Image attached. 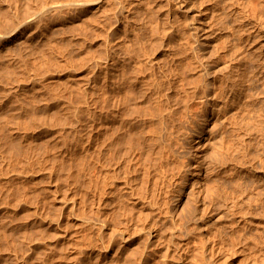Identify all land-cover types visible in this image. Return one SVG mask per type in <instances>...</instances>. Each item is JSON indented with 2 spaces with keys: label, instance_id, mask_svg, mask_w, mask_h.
<instances>
[{
  "label": "rangeland",
  "instance_id": "374dc122",
  "mask_svg": "<svg viewBox=\"0 0 264 264\" xmlns=\"http://www.w3.org/2000/svg\"><path fill=\"white\" fill-rule=\"evenodd\" d=\"M242 2L244 5L248 3L251 12L254 8L260 11L259 18L264 27V4L261 0H251V4L248 0H239V5ZM30 6V0H3L0 6L3 15L0 29L9 31L21 22L32 23L42 7ZM188 7L191 15H195L194 26L200 35L199 39L196 41L185 34L186 47H183L174 30L168 33L165 44L169 50L166 53H156L154 46V51H151L155 52L162 69L182 73L185 78L180 82V87H188L191 91L188 108L183 97H178L175 159L171 163H159L154 154L151 157L145 155L138 163L121 161L112 168L109 176L117 183L127 182L126 186H131L134 193L131 197L124 196L123 187L115 195L102 196L109 187L106 191L102 189L93 157L79 152L72 156L66 153V143L74 139L79 145L83 143L85 126L90 117L94 118L93 101H89L91 114L82 110L78 118L72 121L68 115L59 116L58 106H48L40 98L27 100L29 108L32 106L33 120L26 119V111L20 110L16 100L18 86L38 95L40 90L33 89L32 82L38 86L43 78L51 81V73L60 69L68 70L69 64L65 63L63 55L74 56V65L77 67L74 71L79 82L71 79L65 83L69 89H63V85L56 81L51 83L50 91L61 89L66 98L71 100L65 101L70 106L80 105L84 98L92 99L93 78L90 72L80 66L82 63L75 36L70 37L72 44H69L70 40L62 32L60 24L52 30L44 27L52 13L42 11V38H37L28 47L18 46L15 49L13 56L18 64L12 70L7 69V62L0 65V99L5 100L0 104V201L13 193L5 179L13 176L12 170L16 165L13 157H22L23 151L27 149L23 144L22 133L24 126L29 123L35 128L34 135L29 139L32 140L30 160L35 174V182L30 184L32 207L29 213L33 221L31 231L37 236L33 256L35 264H47L46 253L50 248L55 251V264H67L63 255L77 246L83 252L81 255L72 252L71 257H68L69 262L80 258L78 264H129L130 252L137 245L132 243L128 247L122 246L121 233L118 232L114 238L101 234L102 239L92 241V245L89 239L78 241L74 234L76 218L99 224L109 218L118 227L129 220L141 219L151 226L156 216L160 215L164 219V214L170 216L172 213L176 223L170 222L171 217L165 218L161 225L162 237L153 242L157 249L149 254L153 256L150 260L153 262L155 258L162 257L159 254L164 244L172 242L174 248L181 244L187 236L188 224L192 226L196 223L198 227L204 224L200 229L206 231L208 219L220 221L228 213L255 209L257 203L254 197L264 191V130L259 133L252 121L258 114L264 113V64L252 71L250 81L246 84L248 91L241 89L235 75L243 54L239 50L235 30L238 17L227 15L221 20L215 0H190ZM173 21L177 26L178 22L174 18ZM229 26L234 29L228 31V36L223 35L224 28ZM30 32H36V27H32ZM197 87L202 95L208 94V98L199 97L195 91ZM163 88H167L166 83ZM239 88L243 93L240 99ZM240 118H243L244 127H247L246 134L239 130ZM223 138L231 144L236 159L234 162L239 163V159L253 161L259 167L258 175L239 174L233 163L222 165L218 153ZM12 140L16 142L14 149L10 145ZM245 153L248 155L244 156ZM223 189L230 192L224 200L220 196ZM132 199L138 202L131 207L125 205L126 200ZM210 200H213L215 211L213 218L204 215L205 205ZM159 207L165 210L169 208L170 212L164 210L163 214L157 212V215ZM21 214L25 216L27 213L23 210ZM0 229L3 235L5 230L8 234L6 240L0 233V264H17L12 228ZM65 230L69 233L68 239H57ZM191 233L194 242H197L200 231L195 229ZM103 239L111 242L109 249L104 246ZM39 244L42 245L41 250ZM95 249L101 250L103 256L97 257V252L91 254ZM222 254L231 258L232 251L225 250ZM167 256L172 258L174 252L170 250Z\"/></svg>",
  "mask_w": 264,
  "mask_h": 264
},
{
  "label": "bare ground",
  "instance_id": "6f19581e",
  "mask_svg": "<svg viewBox=\"0 0 264 264\" xmlns=\"http://www.w3.org/2000/svg\"><path fill=\"white\" fill-rule=\"evenodd\" d=\"M30 1L32 3L30 7L40 6L44 13H52L48 21H45L44 27L52 30L55 25L60 24L62 32L70 40L69 44H72L70 37L75 36L76 49L82 63L80 66L92 75L93 92L92 99L84 98L80 105L75 104L73 106L76 108L72 109L73 106L65 102L71 100L66 98L61 89L50 91L51 83L56 81L63 85V89H69L65 83L71 79L79 82L76 79L78 75L74 71L77 68L74 65V56L63 55L65 63L69 64L68 70L51 71L53 72H50L51 81L43 78L38 86L32 82L33 89L40 90L38 95L20 86L17 87L15 94L18 97L16 100L20 110L26 111V119L33 120L32 106L29 108L27 100L40 98L48 106H58L59 116L68 115L73 121V118H78L82 110L91 114L89 101H93L94 118L90 117L85 126L86 131L82 134L83 143L79 145L75 139L73 142L66 143V153L72 156L79 152L84 156L93 157L101 177L102 189L106 191L109 187L104 195L101 191L102 196L115 195L121 191L122 187L125 188L124 196H134L131 186L129 188L126 186L127 182L117 183L109 176V173L121 161L138 163L145 155L151 157L154 154L159 163L167 161L171 163L175 159L178 97L180 95L183 97L188 108L191 91L188 87H180V82L185 76L182 73L162 69V64L155 52L151 51H154V46L156 53H166L169 50V46L165 44L168 33L174 30L182 41L183 47H186L183 35L188 34L196 41L199 39L200 35L194 26L195 15H191L188 7L190 0ZM215 1L220 10L221 20L227 15L238 17L235 30L239 40L238 47L243 54L235 75L239 81V87L248 91L246 84L250 81L252 71L255 67L264 64V40H262L264 27L259 18L260 11L254 8L251 12L248 3L244 5L242 2L239 5V0ZM248 2L251 4V0ZM261 2L264 4V0ZM2 4L3 0H0V6ZM1 10L0 7V27L3 18ZM42 11L32 23L21 22L9 31L0 29V65L7 62V69L12 70L18 64L13 56L15 49L18 46L28 47L37 38H42L43 31L40 29L44 25ZM173 18L178 22L177 26ZM32 27H36V32L28 33ZM233 29V26L225 27L223 35L228 36V31ZM171 62L174 64L173 61ZM165 83L166 89L163 88ZM240 88L239 99L243 94ZM195 91L201 98L206 99L209 96L202 95L198 87ZM195 91L193 92L196 94ZM4 102L5 100L1 98L0 104ZM252 123L259 133H263L264 113L258 114ZM239 130L246 134L247 127H244L243 118L239 119ZM34 133L33 125L28 123L24 126L22 139L27 149L23 151L22 157H13V161H16L12 170L13 176L11 179H5V183L10 186L13 193L8 194L7 197L4 196V201H0V227L12 228L15 236L12 242L17 264H35L33 256L37 236L31 231L33 221L29 215L32 207L30 184L35 182L30 160V141L32 140L29 141V139ZM10 145L14 149L16 142L10 141ZM247 155V153L244 154V156ZM218 158L222 161V165L227 163L236 165V171H239V174H259V167L253 161L239 159V163L234 162L236 159L234 160L231 144H228L224 138L221 140ZM240 184L243 183L240 182ZM240 188L241 185H239ZM229 195V190L223 189L220 196L224 200ZM212 197L215 198V196ZM132 200H126L125 205L131 207L138 202L136 199ZM254 200L257 205L253 211L228 213L220 221L208 219L209 231L200 229L204 224L200 227L196 223L192 226L188 224L187 236L181 244L176 248L173 247L172 242L164 244L159 254L162 257L155 258L153 262L150 261L153 257L150 255L157 249L153 242L161 239V225L165 218L171 217L170 222L176 223L172 213L170 216L164 214V219L159 215L163 214L164 207H159V211H156L159 216H156L151 226L141 219L129 220L118 227L110 222L109 218L100 224L76 218L75 239L78 241L89 239L92 245V241L102 239L101 234L105 233L104 236L109 235L110 238H114L117 232L121 233L122 246L128 247L132 243L137 245L130 252L129 264H264V191L255 195ZM23 210L27 213L25 216L21 214ZM165 212L169 213L170 209L166 208ZM204 212L207 218L215 216L213 200L205 205ZM59 221L60 218L58 225ZM195 229L200 231L197 242H194L191 233ZM3 233L4 235L1 233L2 237L8 240L6 230ZM60 234L57 239H68L67 230ZM103 241L106 249H109L111 245L109 239H103ZM38 246L41 250L42 245ZM170 250L174 252L172 258L167 256ZM225 250L232 251L231 258L222 254ZM72 252L81 255L83 250L77 246L67 251L63 255L64 261L67 264H78V261H81L80 258L77 261H68ZM95 252L97 257L104 254L97 249L91 254ZM54 253L52 248L47 251V264H55Z\"/></svg>",
  "mask_w": 264,
  "mask_h": 264
}]
</instances>
